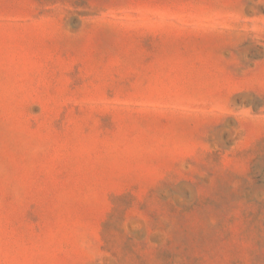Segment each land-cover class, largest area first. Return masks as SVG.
<instances>
[{"label":"rangeland","instance_id":"374dc122","mask_svg":"<svg viewBox=\"0 0 264 264\" xmlns=\"http://www.w3.org/2000/svg\"><path fill=\"white\" fill-rule=\"evenodd\" d=\"M0 264H264V0H0Z\"/></svg>","mask_w":264,"mask_h":264}]
</instances>
